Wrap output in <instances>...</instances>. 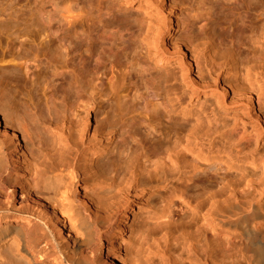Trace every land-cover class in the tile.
I'll return each instance as SVG.
<instances>
[{"label":"bare ground","instance_id":"1","mask_svg":"<svg viewBox=\"0 0 264 264\" xmlns=\"http://www.w3.org/2000/svg\"><path fill=\"white\" fill-rule=\"evenodd\" d=\"M117 1L120 4L117 8L107 5L104 0H97L92 8L101 24L103 17L107 20L109 16L115 24L124 23L125 26H116L122 33L121 37L140 39L141 45L146 44L149 55L143 63L136 62L131 66L134 72L152 69L148 76L156 85L153 68L171 69L172 61L178 60L182 68L181 79L189 92L188 99H209L210 108L201 111L254 118L253 139L240 145L232 137L229 141L221 138V134L217 136L221 129L212 124L210 115L204 114L196 118V123L194 121L191 125L195 126L193 128L170 125L163 129L162 122L171 124L173 113L185 117L190 112L183 111H194L186 98L172 93V97L164 98L170 111H166L168 107L163 105L164 100L156 101L152 103L153 114L146 112L143 117L144 128L148 126L146 130L151 127V116L156 119L158 127L155 134L164 138L163 143H155L157 148L151 154L141 149L135 154L132 164L107 178L98 170L96 160L106 151L109 136L122 130L117 121L123 115L120 102L106 104L103 111L95 113L92 108L97 104L96 98L90 97L95 90L89 94L92 87L85 85L90 88L87 90L82 87L83 80L87 84L86 78H74L78 93L76 101L83 104V108L81 105L77 107L81 106L82 111H50L61 107L58 102L56 104L59 99L55 95H59V90L55 87H63L64 79L70 77L69 72H75V65L78 64L81 72L95 82L103 75L102 59L91 48L85 49L86 56L82 51L76 60H70L68 57L74 50L68 46L54 47L49 43L51 40H47L45 46L41 44L43 46L40 47L37 46L40 39L34 45L27 37L28 29L24 31L17 23L20 28L16 30L15 20L10 18L11 49H7L10 53L0 55V264H141L142 259L149 264L155 260L159 261L158 264H185L187 260L179 254L181 250L191 260L190 264H236V259L242 261L237 264H264V245L259 239L264 228L256 226L264 219V214L253 203L264 194V184L259 186L261 189L251 197L247 206L251 220L243 213L242 218L237 217L238 221L232 220L238 208L229 203L230 193L229 197L226 195L228 198H224L225 193L210 189L198 190L188 196L179 193L176 198L179 204H175V197L171 196L160 201V210L152 219L154 225L146 227L141 246L127 241L129 214L142 191L148 188L149 183L164 186L169 182L163 174L164 168L185 165L186 171L179 173L187 177L183 183L189 185L204 168L214 170L218 163L229 159L246 165V170H251L253 177L263 180L264 151L260 150V138L264 139V56H258L256 51L246 58L233 52L222 54L223 38L209 26L215 15L214 7L206 0H193L183 38H177L174 32L179 23L177 5L182 0ZM227 1L232 5L245 3H241L244 7L239 8L242 11L239 16L244 17L242 21L245 29H250L253 44L261 42L264 39V1ZM135 4L136 10H141L137 19L128 12ZM62 17V24L77 33L87 16L83 8L73 1L63 11ZM106 28L103 43L112 44L114 31ZM49 32L48 26V29H40L36 34L38 37H35L46 39ZM30 33L28 35L31 36ZM84 35L89 38L88 31ZM59 54L63 56L60 60ZM48 55L52 58L48 59ZM87 58L92 62H89L90 66L84 63ZM194 66L197 71L193 76ZM125 71L113 65L109 68L111 89L115 88L117 78ZM43 76L52 90L47 98L50 103L48 100L46 103L49 104L46 106L48 111L24 110L27 107L23 108L24 111H16L21 100L16 102V92L10 88L16 83H24L30 93L37 94L39 87L42 88L38 80ZM97 84L93 85L96 87ZM162 85L158 87L160 91ZM202 118L209 122L201 124ZM93 122L94 128L91 127ZM29 124L35 130L27 143L22 134ZM143 176L150 179L140 181ZM198 184H195L197 188ZM107 185L112 189L108 200L103 198L102 191ZM174 207L180 211L177 218ZM163 219L169 222L155 224ZM168 223L170 225L166 227ZM161 226L165 227L166 234L163 241L156 238L157 228ZM178 235L183 237L182 242L175 246Z\"/></svg>","mask_w":264,"mask_h":264},{"label":"rangeland","instance_id":"2","mask_svg":"<svg viewBox=\"0 0 264 264\" xmlns=\"http://www.w3.org/2000/svg\"><path fill=\"white\" fill-rule=\"evenodd\" d=\"M73 1L77 2L80 7L83 8L87 16L84 20V25L82 27H78L77 33L62 24V13ZM96 1L97 0H0V55H2V53H5V55H8L10 53V51L7 50L8 47H11L9 42L10 34L8 32L10 31L9 27L11 26L8 24V20L10 18H13L15 20L14 23L16 24H14V27H17V29H14L18 30L20 28V26H17V23H19V25L21 24V28H24V31L28 29L27 37L32 39L30 41H32L34 45L35 42L37 45L40 39L37 45H40V47L46 44V42H48L49 40H51V42L49 41V43H52L54 47L68 46L74 50V55L71 54V56L68 57V59L70 60H76L77 57H79V55L83 53V55L86 56L87 53L85 52V49L91 48L93 49L94 54L96 53L102 59L103 65L101 72L103 73V75H100V80L95 82L92 81V79H90L91 77L89 78L87 74L82 73L81 69L78 68L79 65L75 62V64H77L75 65V72H77V74L74 71L69 72L70 77H66L64 79V82H62L64 83L65 87L64 85L62 88L59 85L57 87L53 86V89L55 87L57 88V90H59L58 93L60 96L55 95V97L59 99L58 101H56V104L58 102V106L61 107H57L58 109L54 108V110L50 111H82L83 104L76 101V95L78 93L75 90L77 88L75 87L74 81L72 80L74 78L78 80L86 78L85 81L87 84H84L85 82H83V80L82 87H84L85 85L92 87L91 89L86 86L84 87L86 88V90L90 89L88 93L93 89L95 90L93 95H90V97L92 96L96 98L97 104L93 105L94 107L92 108V111H95V113L96 111H103V106H106V104L111 105L117 101L120 102L123 115L117 121L122 127V130L119 132L117 131L109 136V138L107 139L106 151L96 160L98 170L103 173L105 177L111 178L113 176V172L115 173L116 171H121L122 168L126 169L125 167L132 164L134 157L136 156L135 154H137V152H139L141 149H145L149 154H151L154 153L157 148L155 143H157L158 145L160 142L163 143L164 138H159L155 134V131L158 127L156 119L151 116V121L149 123L151 127L146 130L148 126L146 125V128H144L145 121L143 117L146 112L152 115L153 111H155L153 109L154 107L152 106V103H155L156 101L162 102L164 98L172 97V93L176 96L178 95L177 97L179 98H186V100L191 103V106H193L194 111H183L190 112V114L185 117L181 114L173 113L172 115L174 117V120L171 122V124H167L166 121H163L161 124V127L163 129L169 127L170 125H176L177 127L186 125L187 128H193L195 126L191 125H194L193 122L196 120V118L201 114H204L210 115L212 124L221 129L220 133H218L217 136L221 134V138L229 141L230 137H232L238 140V143L240 145H245L248 142L252 141L254 136V131L252 130L254 129V126L256 124L254 118H250L247 115H244L243 118L240 116L234 117V115L224 116L220 111H201L210 108L211 103L209 99H188L189 92L181 79L180 70L182 68L178 63V60L175 59L172 61L173 66H171V69L169 67L164 69L153 68V75L156 78V81L154 83H158L156 85H153L151 83L150 76H148L149 73H151L152 69L146 68L143 73H135L131 66L136 62L141 61V63H143L145 57L149 55V53L146 51V44L141 45L140 39L135 40L129 37L126 38V36L121 37L122 33L117 30L116 26H125L124 23L115 24L112 22V18H110L109 16H107V20L103 17V24H101L98 19L97 12H95L94 8H92L96 6L94 5L96 4ZM104 1L109 6H115L116 8L120 6L117 0ZM206 1L211 3V5L214 7L215 15L209 21V26H212L215 29L216 33L223 38L224 46L221 48L222 54L233 52L240 55L242 58H246L253 55V52L256 51L258 56H260V54H263L264 56V39L254 45L253 40L250 37V29H245L244 27L245 25L242 21L244 20V17L239 16V13L242 12L239 10L241 9V3L243 1L238 5H232L227 0ZM182 2L177 5V18H179V23L177 22V25L179 26L176 25L174 31L177 38H183L185 36L183 31L186 29V25L188 24V20L191 14L190 10H192L191 6L194 3L193 0H182ZM244 5L242 7H244ZM132 7L133 8L128 12L133 14L134 19H137L141 16V10H136V4ZM139 22L140 21H138V23ZM48 26L51 33L49 32L50 34H47L50 36L47 37L46 35V39H43V36L41 37L42 39L36 38L38 37L37 32H39L40 29H48ZM103 26L105 28H111V26H113L111 28L114 31L113 36H111L113 39L112 44L103 43V32L105 30ZM86 31L89 32L88 39H86L84 35ZM29 33L33 38L28 35ZM41 40H43L44 43ZM11 51L14 53L13 50ZM20 51L21 50H19V52ZM82 51L83 53H81ZM43 52L45 51H42V53ZM47 57L48 59L52 58L51 55H48ZM61 57L63 56L59 54L58 59L60 60ZM87 60L88 62H86ZM87 60L84 61V63L87 64V66H90L92 62L88 58ZM112 65L118 69H121L122 71L126 70L117 78L116 86L114 89H111L109 87L108 81L109 68ZM183 66L185 65L183 64ZM52 67L53 66L49 67V70L52 69ZM78 70H80L79 72L81 75L78 73ZM196 71V66H194V69L192 70L193 76L195 75ZM38 82L39 84H41L42 88L38 86L39 91L37 94L35 92H32L33 94L30 93L29 89L24 86V83H16L13 87L10 88L16 92V102L18 103L19 100H21L20 102H23L22 104H20V102L18 104L15 102V107L17 104V107L15 108L17 109L16 111H22L24 107H27V109H24L26 111H48L47 107L49 106V104L46 103L48 101V103H50V100H48L47 98H49L51 93L50 91L52 90L49 89L48 81L46 78H44V76L39 78ZM96 82L98 84L95 87V85L93 84ZM161 83L163 84V89L160 91L158 87ZM29 86L30 84L28 85V87ZM147 88L150 89L149 92ZM27 90L28 93L31 94V96H29L30 94L27 93ZM27 95L29 97H27ZM62 95L64 96V98ZM230 98L231 97L229 96V99ZM166 101V99L163 101V105L166 104V107H168L166 111H170V106ZM19 104L21 106L23 104L27 106H20V108H22L20 109ZM32 104L33 106H31ZM79 105H81L82 108L81 106L77 107ZM92 119L94 120V117ZM201 121V124L203 125L204 122L205 124L206 122H209L208 120L204 121L203 118ZM236 121L237 123H235ZM239 121L241 122V124H239ZM242 122H244V125H242ZM29 126L30 124L28 125V127H26L25 131H23V134L21 133L23 137H25L24 142L27 141V143L31 141V135L35 130L32 124L30 127ZM94 126L95 123H91V127L94 128ZM17 128L19 127L17 126ZM260 150L264 151V139H262V137L260 138ZM183 166L181 167L180 165H176V167L173 166V168H164L165 172H163V174H165L169 179V182L166 185L158 186L155 183H149L151 185L149 186L148 184V188L144 189V187H147V185L143 187L144 191H142L141 196L137 199L135 208L129 214V219L127 222L129 228L126 232V239L131 244L137 247L141 246V239L144 236V232H147V229L150 225H154L153 220L155 219L154 217L157 214L156 212H159L160 210V201L163 198L166 199L171 196L173 198L175 197L174 202L176 204L179 202L178 199H176L179 193H184V195L186 194L188 196V194H195L196 192H198V190L201 191L204 189H210L214 192H223L225 193V196L228 194V197L231 194V200H229V203L238 208L235 209V211L237 212L233 213L235 214V219L234 217H232V220H235L236 222L238 221L239 217L242 218L243 216H246L248 220H251V211L248 210L249 207L247 206H249V202L252 199L251 197L258 194L259 189H261L259 186L264 184V178H262L263 180L256 179V177H253L251 175V170H246V165L239 164L237 161H230L229 159H226L224 162L218 163V167L214 170H208V168H204L202 174L197 175V177H195V179L193 178L189 185H186V183H183V179H185L186 181L187 177L184 176V174L179 173H183L186 171L185 167L183 168ZM143 178L147 180L150 179L149 176H143L140 177V181ZM195 184L200 185L198 186L199 188H197ZM102 191L103 198L107 199L110 197L112 189H110V187L107 185L105 187L103 186ZM228 197L226 196L224 198ZM258 199L259 200H256L253 203H256L258 207H260L261 213L264 214V194L261 195V197ZM130 200H132V198ZM113 202L117 204L116 200H114ZM115 206L114 208H116ZM175 207L173 211L175 212V218H177L180 215V211L177 210L178 207L176 209ZM241 213H243V216L241 215ZM181 214L185 215L186 212L185 214L184 212H182ZM163 222L169 221L168 219H163L161 221H157L155 224ZM169 225L170 223H168L166 227H168ZM256 226H263L264 228V219L258 221ZM164 228L165 227L162 226L157 228L158 233L156 234V238H159L162 241L164 240L163 238L166 235ZM182 238L183 237H181L180 235L177 236V241L174 243L175 246H178L180 242H182ZM259 239L264 245V231L262 234H260ZM179 254H183L184 260H187L184 261L185 264H190L189 262H191V260L186 257L185 252L181 250ZM142 261L141 264H149L147 262L145 263L143 259ZM158 262L159 261L155 260L151 262V264H158ZM238 262L240 263L242 261H240V259H236L235 263L237 264Z\"/></svg>","mask_w":264,"mask_h":264}]
</instances>
